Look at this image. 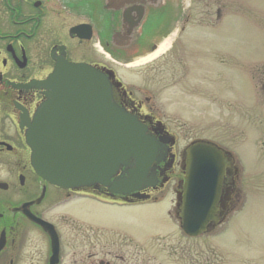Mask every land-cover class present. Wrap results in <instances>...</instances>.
I'll list each match as a JSON object with an SVG mask.
<instances>
[{"label":"flooded vegetation","instance_id":"1","mask_svg":"<svg viewBox=\"0 0 264 264\" xmlns=\"http://www.w3.org/2000/svg\"><path fill=\"white\" fill-rule=\"evenodd\" d=\"M182 3L183 0H175L174 21L160 24L158 39L149 44L145 43L144 36L152 19L162 21L167 7L164 0L158 6L152 0H0V264H153L159 261L153 253L152 239L138 240L123 223H91L64 207L72 208L89 199L118 207L154 203L162 199L156 194L169 185L175 194V204L178 195L183 197L186 146L177 148L175 130L159 114L152 98H139L111 67V62L120 64V60H134L137 55L154 51L164 38L182 31L181 20L185 19ZM103 52H109L114 59L106 60ZM59 59L88 64L107 73L115 101L138 117L147 133L161 143L162 148L147 174V180H152L154 175L155 185L137 182L135 186L141 187V191L130 192H115L101 183L62 188L36 172L26 134L48 96L46 89L32 83L46 80ZM108 70L115 71V75L111 76ZM53 120L55 125H63L59 130L53 128L54 139L69 130L74 134L89 132V127L81 126L80 120L70 127V119L58 111ZM127 170V167L121 168L112 180L126 176ZM239 183L240 172L225 176L220 203L227 188H232L227 207L220 208L226 220L242 202ZM141 195L149 197L143 199ZM174 209L178 223L173 232L188 241L212 235L226 221L198 237H190L178 219L179 209L175 206ZM173 232L164 236H171ZM161 246L167 264L229 262L220 254L224 250L229 257L219 243L191 245L165 241Z\"/></svg>","mask_w":264,"mask_h":264},{"label":"rangeland","instance_id":"2","mask_svg":"<svg viewBox=\"0 0 264 264\" xmlns=\"http://www.w3.org/2000/svg\"><path fill=\"white\" fill-rule=\"evenodd\" d=\"M186 3L181 23H190L168 51L139 65L120 60L111 67L139 98H152L172 124L179 150L202 138L233 153L243 204L216 232L196 241L173 232L178 220L172 185L156 194L162 199L154 203L118 207L89 199L64 208L91 223H123L138 240L152 239L159 257L153 264H167L161 246L165 241L219 243L229 253L230 259L220 252L227 264H264V0ZM174 6L169 0L168 15ZM155 24L144 36L149 41L154 40Z\"/></svg>","mask_w":264,"mask_h":264},{"label":"water","instance_id":"3","mask_svg":"<svg viewBox=\"0 0 264 264\" xmlns=\"http://www.w3.org/2000/svg\"><path fill=\"white\" fill-rule=\"evenodd\" d=\"M152 1L155 6L161 3ZM32 85L46 89L48 96L26 134L32 165L41 177L62 188L101 183L115 192L141 191L135 186L137 182L155 185L154 175L147 180V174L161 143L147 133L138 117L115 101L107 73L59 59L46 80ZM56 111L70 119V127L80 120L89 132L74 134L69 130L58 134L59 140L54 139L53 128L63 127L54 123ZM234 164L233 154L214 142L198 139L188 146L183 197L177 198L178 216L188 235H200L223 221L220 208L227 207L232 188H227L221 203L220 199L225 176L233 175ZM124 167L128 168L127 175L112 180Z\"/></svg>","mask_w":264,"mask_h":264},{"label":"bare ground","instance_id":"4","mask_svg":"<svg viewBox=\"0 0 264 264\" xmlns=\"http://www.w3.org/2000/svg\"><path fill=\"white\" fill-rule=\"evenodd\" d=\"M169 45H170V40L165 41L164 43L161 44V46L159 47V49L156 52H154V53H152L146 57H143L141 59L136 60V62H134L131 65H139V64L145 63V62L157 57L159 54L164 52L169 47Z\"/></svg>","mask_w":264,"mask_h":264}]
</instances>
